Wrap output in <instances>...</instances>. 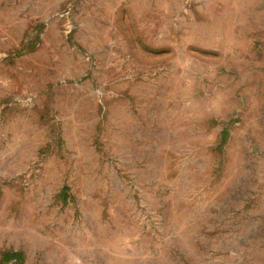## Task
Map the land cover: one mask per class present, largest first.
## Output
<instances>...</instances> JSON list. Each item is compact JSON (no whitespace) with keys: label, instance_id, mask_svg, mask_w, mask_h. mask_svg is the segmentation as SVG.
Instances as JSON below:
<instances>
[{"label":"rangeland","instance_id":"374dc122","mask_svg":"<svg viewBox=\"0 0 264 264\" xmlns=\"http://www.w3.org/2000/svg\"><path fill=\"white\" fill-rule=\"evenodd\" d=\"M0 264H264V0H0Z\"/></svg>","mask_w":264,"mask_h":264},{"label":"trees","instance_id":"16d2710c","mask_svg":"<svg viewBox=\"0 0 264 264\" xmlns=\"http://www.w3.org/2000/svg\"><path fill=\"white\" fill-rule=\"evenodd\" d=\"M14 256L17 257V256H19V255H17V254H14V255H7V258L10 259V258H12V257H14Z\"/></svg>","mask_w":264,"mask_h":264}]
</instances>
